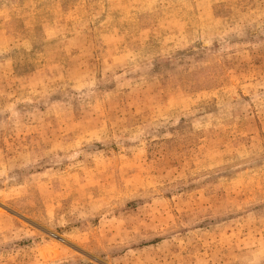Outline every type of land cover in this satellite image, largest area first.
<instances>
[{"label": "rangeland", "instance_id": "1", "mask_svg": "<svg viewBox=\"0 0 264 264\" xmlns=\"http://www.w3.org/2000/svg\"><path fill=\"white\" fill-rule=\"evenodd\" d=\"M0 264H264V0H0Z\"/></svg>", "mask_w": 264, "mask_h": 264}]
</instances>
